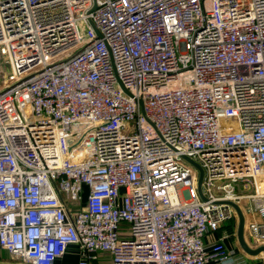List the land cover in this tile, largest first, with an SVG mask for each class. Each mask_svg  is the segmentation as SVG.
Returning <instances> with one entry per match:
<instances>
[{
  "label": "built area",
  "instance_id": "built-area-1",
  "mask_svg": "<svg viewBox=\"0 0 264 264\" xmlns=\"http://www.w3.org/2000/svg\"><path fill=\"white\" fill-rule=\"evenodd\" d=\"M0 56V252L240 264L230 201L264 245V0H0Z\"/></svg>",
  "mask_w": 264,
  "mask_h": 264
},
{
  "label": "water",
  "instance_id": "water-1",
  "mask_svg": "<svg viewBox=\"0 0 264 264\" xmlns=\"http://www.w3.org/2000/svg\"><path fill=\"white\" fill-rule=\"evenodd\" d=\"M97 5L95 4V6L93 7V9H96ZM91 24L95 27L94 22L92 20ZM96 31L98 33V35H100L99 30L96 28ZM126 92H128L129 94H131V92L129 90H127L125 88ZM142 102V101H140ZM194 166H196L199 170V180H198V187L200 190V193L202 194V180H203V175H204V170L203 168L200 166V164H198L196 161H194L191 158H187ZM203 196V194H202ZM230 205H232L238 215V224H237V239L239 242L240 247L242 248L243 251H245L247 254L251 255V256H258L261 253H264V245H260V246H252L251 244H249V242L247 241L246 238V216L244 211L242 210L241 206L233 201L229 202Z\"/></svg>",
  "mask_w": 264,
  "mask_h": 264
},
{
  "label": "crops",
  "instance_id": "crops-1",
  "mask_svg": "<svg viewBox=\"0 0 264 264\" xmlns=\"http://www.w3.org/2000/svg\"><path fill=\"white\" fill-rule=\"evenodd\" d=\"M245 213H246L245 216L247 215L249 217V222L253 219L258 218V216L255 213H252L250 211H246ZM246 238L249 244H251L254 247L250 239H248V235L246 236ZM229 242H230L229 244L230 248L234 249L238 257L240 258L239 260L241 261L240 264H264V253H261L258 256H251L242 250V248L239 245L238 239L234 238L229 240ZM76 261H77V256L75 254L68 255L65 258H63L59 262V264H69V263L76 264Z\"/></svg>",
  "mask_w": 264,
  "mask_h": 264
},
{
  "label": "rangeland",
  "instance_id": "rangeland-1",
  "mask_svg": "<svg viewBox=\"0 0 264 264\" xmlns=\"http://www.w3.org/2000/svg\"><path fill=\"white\" fill-rule=\"evenodd\" d=\"M79 27L81 29V31H85V26H83L82 24H79ZM2 65H3V56H0V76L2 77V73L1 72H6L7 69L10 67L9 65H4L3 69H2ZM246 184H248V187H243L241 188L243 192H247L250 189H252V181L250 180V182H247ZM180 187V185L178 186ZM242 210L244 211V213L247 211L246 210V205L242 203V205H240ZM246 214V213H245ZM249 224V217L246 215V230H247V226ZM234 239V238H233ZM236 239V236H235ZM113 260L111 258L110 255L104 256L103 258H101L97 263L98 264H112ZM0 264H23L21 261L19 260H15L13 259L7 252H0ZM71 264V263H69Z\"/></svg>",
  "mask_w": 264,
  "mask_h": 264
}]
</instances>
